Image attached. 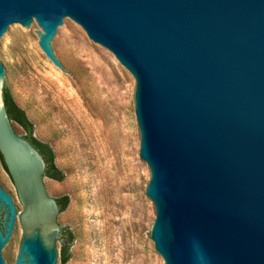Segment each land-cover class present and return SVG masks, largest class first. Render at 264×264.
<instances>
[{"label":"water","instance_id":"1","mask_svg":"<svg viewBox=\"0 0 264 264\" xmlns=\"http://www.w3.org/2000/svg\"><path fill=\"white\" fill-rule=\"evenodd\" d=\"M72 22L136 79L166 264H264V0H0V154L17 192L0 181V264H60L65 214L44 158L13 128L5 86L63 124L12 75L5 43L41 27L40 48L66 72L56 48Z\"/></svg>","mask_w":264,"mask_h":264},{"label":"rangeland","instance_id":"2","mask_svg":"<svg viewBox=\"0 0 264 264\" xmlns=\"http://www.w3.org/2000/svg\"><path fill=\"white\" fill-rule=\"evenodd\" d=\"M41 33L18 27L7 40L10 72L63 125L58 129L15 85L8 88L64 174L47 184L56 199L69 198L60 222L74 241L60 245V264H166L152 239L157 212L147 195L151 169L140 154L135 77L74 22L56 48L66 73L40 48ZM0 181L17 195L1 157ZM23 236L10 258L17 260Z\"/></svg>","mask_w":264,"mask_h":264},{"label":"trees","instance_id":"3","mask_svg":"<svg viewBox=\"0 0 264 264\" xmlns=\"http://www.w3.org/2000/svg\"><path fill=\"white\" fill-rule=\"evenodd\" d=\"M4 102L6 106V110L8 112V116L11 122H16L24 131V135H20L16 128L13 126L15 132L22 136L24 139H26L28 142H30L42 155L44 158L47 170L45 173V177L52 178L58 181H62L64 178V174L59 170V168L56 165V154L53 150V148L45 142L40 141L38 138L35 137V129L33 122L29 119L27 116L26 111L17 103L15 100L11 90L5 86L4 88ZM0 157L4 163V160L2 158V155L0 154ZM5 165V163H4ZM5 169L7 171L6 165ZM8 172V171H7ZM61 206V212H63L69 204V198L68 196H65L62 201H60ZM62 240L64 242V245H70L74 241L73 234L68 230L64 229V233L62 236ZM68 260L66 251L64 250V261L66 262Z\"/></svg>","mask_w":264,"mask_h":264},{"label":"flooded vegetation","instance_id":"4","mask_svg":"<svg viewBox=\"0 0 264 264\" xmlns=\"http://www.w3.org/2000/svg\"><path fill=\"white\" fill-rule=\"evenodd\" d=\"M4 164V163H3ZM5 166V165H4ZM46 170H47V165H46ZM46 170H45V173H46ZM10 176V175H9ZM46 178H48V177H46ZM50 179H52V178H50ZM52 180H55V179H52ZM13 182V181H12ZM14 184V183H13ZM15 186V185H14ZM16 189V188H15ZM64 197H61V198H58V199H56V198H54L55 200H56V202L58 203V205L60 206V201H62V199H63ZM62 212H61V206H60V214H61ZM21 223V222H20ZM61 227V226H60ZM23 228V227H22ZM23 232H24V236H25V230L23 229ZM63 233H64V228L63 227H61V233H60V238H59V240L57 241V243L58 242H61L62 241V236H63ZM24 236H23V238H24ZM23 241V240H22ZM21 244H22V242H21Z\"/></svg>","mask_w":264,"mask_h":264}]
</instances>
